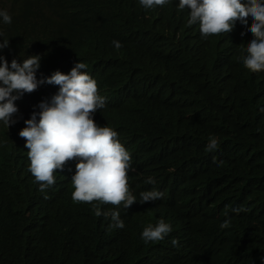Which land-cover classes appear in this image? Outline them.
<instances>
[{
	"label": "trees",
	"instance_id": "16d2710c",
	"mask_svg": "<svg viewBox=\"0 0 264 264\" xmlns=\"http://www.w3.org/2000/svg\"><path fill=\"white\" fill-rule=\"evenodd\" d=\"M178 3L146 9L139 0H0L12 17L11 24L0 18V42L9 40L0 56L10 65L39 55L38 80L84 63L105 98L93 116L133 152L130 194L165 196L145 213L137 204L100 203L102 213L119 211L125 225L109 228L110 216L75 204L65 189L40 191L8 127L10 136L0 137V264L264 262V70L243 64L253 34L237 20L229 33L202 37ZM58 91L45 83L23 94L11 127L24 128ZM210 137L218 141L211 152ZM149 177L155 184L145 183ZM160 219L171 232L146 243L142 231ZM225 219L230 226L221 229Z\"/></svg>",
	"mask_w": 264,
	"mask_h": 264
},
{
	"label": "clouds",
	"instance_id": "9594fccd",
	"mask_svg": "<svg viewBox=\"0 0 264 264\" xmlns=\"http://www.w3.org/2000/svg\"><path fill=\"white\" fill-rule=\"evenodd\" d=\"M146 9L155 5L163 6L168 0H139ZM178 9L189 10V26L199 23L202 37L207 38L220 33H229L235 22L240 21L247 31L253 34L247 43L243 57L244 66L252 72L264 70V2L262 0H179ZM248 17L252 24L248 27ZM4 24H11L12 17L6 10H0ZM2 35V34H0ZM245 35L244 32L241 36ZM116 48L122 47L120 41L113 40ZM9 47V40L0 42V50ZM41 57L32 55L22 63L16 59L9 65L7 59L0 56V137L3 133L10 136L9 128L16 132L18 143L22 146L23 164L27 176L33 184H40V191L46 188L65 189L70 192L75 204L93 207L97 216H110L114 223L109 228H124L119 211L101 212L99 204L125 208L137 204L145 213L149 203L161 205L165 196L158 190H146L133 196L129 192L128 173L132 153L126 151L117 139V132L93 114L105 106V98L99 96L96 81L86 72V65L75 63L68 74L59 70L50 76L37 79ZM59 86V91L50 100L38 104L40 111H33L24 121L26 125L11 127L18 112L15 101L23 94L32 93L43 84ZM19 119V116H18ZM20 120V119H19ZM215 137L209 138L208 151L217 148ZM135 172V171H133ZM145 183L155 184L149 177ZM239 213L243 209H233ZM230 220L225 219L219 227L228 228ZM171 225L160 219L149 225L141 233L147 242L163 240L170 232ZM173 239V246L177 245ZM264 259V257H262ZM253 264H264L255 262Z\"/></svg>",
	"mask_w": 264,
	"mask_h": 264
}]
</instances>
